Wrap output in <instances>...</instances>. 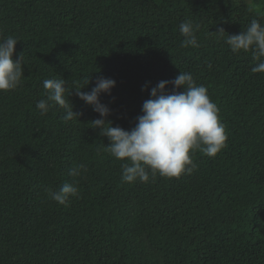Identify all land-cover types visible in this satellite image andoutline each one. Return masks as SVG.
Segmentation results:
<instances>
[{
  "label": "trees",
  "instance_id": "1",
  "mask_svg": "<svg viewBox=\"0 0 264 264\" xmlns=\"http://www.w3.org/2000/svg\"><path fill=\"white\" fill-rule=\"evenodd\" d=\"M0 0V264H264V0Z\"/></svg>",
  "mask_w": 264,
  "mask_h": 264
},
{
  "label": "rangeland",
  "instance_id": "2",
  "mask_svg": "<svg viewBox=\"0 0 264 264\" xmlns=\"http://www.w3.org/2000/svg\"><path fill=\"white\" fill-rule=\"evenodd\" d=\"M246 1H248V3H250V4H252V1L251 0H246Z\"/></svg>",
  "mask_w": 264,
  "mask_h": 264
}]
</instances>
